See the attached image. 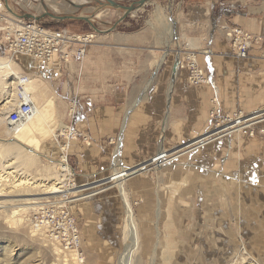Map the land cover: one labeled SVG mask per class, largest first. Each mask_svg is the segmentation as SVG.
Returning <instances> with one entry per match:
<instances>
[{
	"label": "rangeland",
	"instance_id": "obj_1",
	"mask_svg": "<svg viewBox=\"0 0 264 264\" xmlns=\"http://www.w3.org/2000/svg\"><path fill=\"white\" fill-rule=\"evenodd\" d=\"M15 1L24 4L29 11L33 8L30 12H35L36 8L40 11H50L52 8L50 12L60 15L72 11L76 16L91 17L103 33L111 30L124 16L123 10L114 8L106 0H100L103 6L95 4L91 7L86 5L88 0H28L31 1L30 4L24 0H8L10 9L18 15L22 13L21 7ZM114 1L127 6L131 4V0ZM199 1L202 0H149L140 9L130 13L113 32H132L139 28L158 26L165 34L170 35L169 29L173 24L176 26L177 38L170 40V43H175L180 36L179 14L187 4ZM73 4L83 6L75 8ZM13 13L3 6L1 14L6 20H13ZM176 16L178 20L175 19ZM6 20L0 21V62L7 63L11 60L12 68L3 66L0 70V165L4 161L3 153L5 155L10 146H13L15 151L23 148L20 164L23 173L30 179L36 178L35 180L51 186L55 182L53 177L61 172L58 164L64 157H67V165L72 171L69 180L62 178L65 180L62 193L37 192L7 199H13L17 206L24 205L25 201L33 198L32 201L36 199L39 203L35 207L51 198L63 200L76 219L80 231L81 251L85 257L82 264H233L236 259L239 262L245 259L243 264H264V153L263 157H259V146L256 143L253 146L258 152H253L252 157H242L241 148H237L231 153L230 160L227 156L213 155V160L207 161L212 162L209 167H205V159L196 157L198 145L192 143L195 139L172 151L173 155L186 153L181 159L170 161V156L164 153L153 161L129 160L121 152L125 132L122 125L118 136L120 142L108 145L106 156L103 157L107 159V163L102 161L86 168L85 165H80L91 161L82 155L84 146L89 143L83 137L68 140L66 135L67 128L84 135L83 130L88 128H50L48 126L52 114L45 108H38L35 102L37 115L28 122L33 125L19 138L9 130L8 113L3 115L1 109L10 99H7V90L12 88L13 94L15 93L16 79L20 74L29 75L32 83L34 82L29 73L33 72V68L29 72L16 69L15 62L24 57L13 56L7 48L2 31L8 26ZM68 31L71 34L91 32L96 35L93 45L98 44L99 33L93 29L72 26ZM80 62L82 64L83 61ZM99 65L97 62L89 68L92 76L100 74ZM78 69L82 70V67ZM102 70L106 71L105 66ZM110 82L113 80H109V84ZM99 89L101 87L96 83L91 90L99 93ZM80 96L83 94L69 104L67 120L65 119L67 122L80 125L89 116L97 117L96 111L90 115L85 110ZM12 98L14 100L15 94ZM10 106L13 108L12 104ZM262 113L264 111L250 116ZM262 118L264 116L260 119ZM256 120L257 118L249 121ZM28 123L20 132H23ZM260 123L255 122V126L250 128L253 135L257 130L259 133L264 130V123L257 125ZM249 126L236 130L235 134L238 135ZM217 130L219 127L214 125L207 135L210 136ZM261 134L263 137L260 139L264 141V133ZM218 135H212V139L222 134ZM64 145L67 147L63 148ZM192 147L196 149L189 153L188 150ZM254 147L253 150H256ZM33 151L37 154L33 163H29L27 155ZM233 155L235 156L232 158ZM165 160L166 163L170 161L169 165L172 166L166 174L165 167H162ZM248 169L250 176V173H246ZM68 186H72L71 192L67 191ZM95 192L96 195H89ZM32 210L23 215L22 223L7 221L12 210L2 212L0 264H80L75 254L61 252L60 247L43 232L38 233L32 229L29 221ZM242 250L248 255L240 256Z\"/></svg>",
	"mask_w": 264,
	"mask_h": 264
},
{
	"label": "crops",
	"instance_id": "obj_2",
	"mask_svg": "<svg viewBox=\"0 0 264 264\" xmlns=\"http://www.w3.org/2000/svg\"><path fill=\"white\" fill-rule=\"evenodd\" d=\"M15 2L21 7L20 15L13 13L8 0H0V13L5 6L8 12L14 14L13 19L28 21L29 15H33L40 18L37 21L39 24L55 30L68 31L69 27L76 26L68 22L59 23L60 20L48 16L42 18L52 8H48L50 11L36 8L35 12H30L34 9L29 11L21 2ZM80 6L83 5L73 4L75 8ZM50 13L76 16L72 11L61 15ZM179 23L180 36L175 43H170V35L158 26L132 32L107 31L99 33L98 44L87 49L82 64L78 60L65 65L57 60L46 64L24 56L20 61H14L20 71L29 72L33 68V72L29 73L34 82H31L28 91L38 108H45L52 114L48 127H57V130L62 129L61 126L88 128L83 130L86 134L83 139L89 145L84 146L82 155L91 161L80 166L89 168L102 161L106 164L107 159L103 157L108 145L120 142L118 136L122 125L125 132L121 152L129 160L153 161L164 153L170 156V161L181 159L186 153L173 155L172 151L194 139L196 141L192 143H197L198 148L192 147L188 152L196 149V157L206 160V165L203 163L205 167L212 163L207 161H212L213 155L227 156L230 160L231 153L239 148L242 157H252L253 152H258L253 146L255 143L259 146V157L263 155L264 141L260 139L263 135L258 130L251 135V127L241 130L238 135L235 131L213 139L212 135L222 134V131L211 133V137L207 132L227 116L238 112L250 116L264 111V0H202L190 3L179 14ZM224 25L243 28L259 37L261 42L253 46L247 58L239 59L232 53L230 42L222 30ZM188 48L199 50L198 63L215 87L191 85L186 69L179 68L173 72L175 63L183 59L179 54L182 55ZM97 62L101 72L92 76L89 68ZM80 66L82 70L78 69ZM104 66L105 72L102 70ZM109 80L113 82L109 84ZM96 83L101 87L99 93L91 90ZM82 94L80 98L85 110L90 115L96 111L97 117L89 116L80 125L67 122L69 104ZM214 98L216 103L212 102ZM213 110L217 114L214 118ZM263 116L264 113L251 118L258 120ZM262 120L264 118L259 121ZM205 134L207 137L199 141ZM169 162H163L165 174L172 168ZM263 167L260 166L261 169ZM247 171L250 173L249 169Z\"/></svg>",
	"mask_w": 264,
	"mask_h": 264
},
{
	"label": "built area",
	"instance_id": "obj_3",
	"mask_svg": "<svg viewBox=\"0 0 264 264\" xmlns=\"http://www.w3.org/2000/svg\"><path fill=\"white\" fill-rule=\"evenodd\" d=\"M1 18L5 19V16L0 13V21ZM222 30L230 42L232 53L239 59L247 58L253 46L261 42L259 37L240 27L224 25ZM2 31L5 35L7 48L13 56L29 57L50 64L57 60L62 65L69 64L73 60H84L87 56V49L94 44L96 36L93 33L71 34L66 29L47 28L36 20L24 21L21 19H13V23H8V26L4 27ZM198 52V49L188 48L182 52V55L179 54L180 58L183 56L179 62V68L188 70L191 85L215 87V83L198 63ZM30 83L31 77L29 75L20 74L16 79L14 106L9 111L7 120L8 128L14 134H18L36 115V106L28 91ZM212 102L216 103V98ZM216 115L213 110L212 117L214 118ZM249 117L251 116L245 115L243 112L227 116L219 122L217 126L219 130L216 132L222 131V135L228 134L252 123L250 128L254 126L255 122L261 120L249 122ZM67 129L68 140L85 137L84 134H80L71 128ZM260 132L264 133V130ZM65 147L67 145L63 146V148ZM65 160L67 163V157ZM32 211L29 219L32 229L38 233L43 232L50 241L60 247L61 252L75 254L78 263L82 264L85 257L81 251L80 231L76 219L66 203L63 200L57 201L55 198H51ZM244 255H248V253L244 250L240 251V256ZM244 261L245 259H241L240 262L236 259L233 264H243ZM255 264L259 263L255 262Z\"/></svg>",
	"mask_w": 264,
	"mask_h": 264
},
{
	"label": "bare ground",
	"instance_id": "obj_4",
	"mask_svg": "<svg viewBox=\"0 0 264 264\" xmlns=\"http://www.w3.org/2000/svg\"><path fill=\"white\" fill-rule=\"evenodd\" d=\"M1 20H6V18L5 19L1 18ZM6 21L9 24L13 23V20H6ZM169 30H170L171 38L172 39H176V27H175V25L172 24V27ZM3 66L5 68H8V67L12 68V61L11 60L7 61V63H1L0 62V70L3 69ZM31 82H32V80H31ZM7 93H8V94H6V95H8L7 99H9V98L10 99L4 104L3 108L1 109L2 114L3 113H9V111L12 109L10 104H12V106H14V100H13V98L11 99V97L15 94V93L13 94V89L11 88L10 91L7 90ZM37 112L38 111H37V108H36V115H37ZM263 121L264 120L257 121L256 123H260V122H263ZM32 125L33 124L28 123L26 128H24L23 132H20V133L17 134V137L21 138L20 137L21 135L24 136V133L27 132L28 129H30L32 127ZM31 142H33V141H31ZM23 151H24L23 148L22 149L18 148L15 151L13 146H10V149H8L6 151V154L7 153L8 154L7 155L5 154L6 155L5 156L4 153H3V156H2L3 159L2 160H4V161H2L3 163L1 162L2 164L0 165V218H2L1 217L2 216V212L5 213V211L10 209L12 211H10V215H9V218H8L7 221L10 220V221L20 222V223L23 222V219H24L23 215L25 213H28V211L30 212L32 209H35L36 208L35 206L39 205V203L37 201H35L36 199H34V201H32L33 198H31V199L25 201L24 205H17L16 206V205H14V203H15L14 200L13 199H7L8 197L14 196V198H15V197L29 196L32 193L35 194L37 192L38 193L39 192H43L44 194H48V193L58 194L59 192H61V189L65 187V185L62 186L64 184V181H65L62 178L65 177L66 180H69L70 179L69 176H71V172H72L70 167L67 165L65 157H64L63 161L60 162V164H58L60 166V168H58V170H60L61 172H59L58 175L53 177L54 178L53 180H55V182L51 186H49L48 184H45V183L43 184V182H39V180H35L36 178L35 179H30V178H28V176L25 173H23V169L21 168L22 166L20 164V159H21L20 157H21V153ZM36 154L37 153L35 151H33V152H30L27 155V160H28L29 163H33ZM11 162H13V163H11ZM71 190H72V186H70L69 189L67 188V191L71 192ZM14 193H17V194L14 195ZM96 193L97 192L91 193L89 195L90 196H94V195H96ZM32 197H34V196H32ZM128 208H129V206H128ZM129 212H130V209H129ZM132 233H133V231H132Z\"/></svg>",
	"mask_w": 264,
	"mask_h": 264
},
{
	"label": "water",
	"instance_id": "obj_5",
	"mask_svg": "<svg viewBox=\"0 0 264 264\" xmlns=\"http://www.w3.org/2000/svg\"><path fill=\"white\" fill-rule=\"evenodd\" d=\"M111 6H113L114 8H117V9H120V10H124L126 13H125V15L119 20V22H117L115 25H114V27L111 29V30H109L108 32H113V30H115V28L117 27V25L119 24V23H121V22H123L125 19H126V17L130 14V13H132V12H134V11H136V10H138V9H140L142 6H144L149 0H142L141 2H139V5H138V7H134V6H131V7H126V6H122V5H120V4H117V3H115V2H113L112 0H106ZM81 7V6H80ZM51 17V18H53V19H56V20H60V21H65V20H78V21H85V22H87L88 24H90V26L92 27V29L95 31V32H97V33H102V31L101 30H99V29H97L94 25H93V23H92V20H91V18H89V17H76V16H56V15H54V14H52V13H50V12H45V14L42 16V18H45V17ZM29 18H30V20H36V21H38L40 18H37V17H35V16H33V15H29ZM179 60L175 63V65H174V68H173V72H176L178 69H179ZM212 135V134H211ZM210 135V136H211ZM205 137H207V136H205ZM205 137H203V138H201L199 141H201L202 139H204Z\"/></svg>",
	"mask_w": 264,
	"mask_h": 264
},
{
	"label": "flooded vegetation",
	"instance_id": "obj_6",
	"mask_svg": "<svg viewBox=\"0 0 264 264\" xmlns=\"http://www.w3.org/2000/svg\"><path fill=\"white\" fill-rule=\"evenodd\" d=\"M113 2H115L114 0H112ZM142 0H131V4L129 6L127 5H124L122 3H118V2H115L117 4H120L122 6H126V7H131V6H134V7H138L139 5V2H141ZM95 4H100L101 6H103V2H101L100 0H88V3L86 4L87 6L91 7L92 5H95ZM124 11V10H123ZM125 11H124V15H125ZM75 16V15H74ZM129 16V15H128ZM127 16V17H128ZM76 17H81V16H76ZM126 17V18H127ZM91 18V17H89ZM92 20V23L93 25L98 29L97 25H95V23L93 22V19L91 18ZM57 21V20H56ZM65 22H68L72 25H76V26H79V27H88L90 29H92V27L90 26V24H88L87 22L85 21H78V20H65V21H59V23H65Z\"/></svg>",
	"mask_w": 264,
	"mask_h": 264
},
{
	"label": "trees",
	"instance_id": "obj_7",
	"mask_svg": "<svg viewBox=\"0 0 264 264\" xmlns=\"http://www.w3.org/2000/svg\"><path fill=\"white\" fill-rule=\"evenodd\" d=\"M88 33H91V32H88Z\"/></svg>",
	"mask_w": 264,
	"mask_h": 264
}]
</instances>
